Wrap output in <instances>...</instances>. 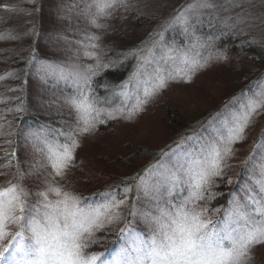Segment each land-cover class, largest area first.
Segmentation results:
<instances>
[{
	"label": "rangeland",
	"instance_id": "374dc122",
	"mask_svg": "<svg viewBox=\"0 0 264 264\" xmlns=\"http://www.w3.org/2000/svg\"><path fill=\"white\" fill-rule=\"evenodd\" d=\"M89 2L90 0H0V37H3L0 38V67L15 60L26 61L24 68L18 67L0 73V106L2 104L9 106L10 103L17 102L24 92L25 108L32 116L42 118L43 114L51 116L56 111L74 114L65 103V99L73 94L74 87L70 81L60 79L58 72L61 68L67 71L72 65L80 67L96 65L95 59H89L84 55L83 43H78V41L87 43L84 41L85 33L99 37L95 41L97 48L90 51L98 55L99 62L107 67L124 61L133 62L130 76L136 70L138 62L148 57L152 60V64L148 66L149 72L159 62L167 71L179 73L175 79L168 80L166 87L155 94L135 117L128 118V115L115 111L120 106L111 107L102 101V107L112 113V118L119 114L123 120L113 123L109 129L98 134L90 132L78 136L80 146L75 151L74 167L70 169L65 180L57 179L59 185L76 196L81 192L90 193L98 190L100 186L115 183L107 176L92 178L85 172L86 161L88 162L92 155L116 154L119 158L124 157L125 162L126 156L138 146L147 148L153 154L160 150L161 157L150 162L152 170L145 174L144 180L149 186H162L163 202L160 204L164 207V199L168 197L164 188L170 186L172 173L186 179L184 171L189 162L200 156L202 148L215 140L221 128L222 132L224 131L225 121L231 118L232 113L238 112L247 98L259 91L260 86L264 85V74L261 83L246 93L244 85H247L250 78H245L232 69V66L237 64L236 60L232 62L220 52L211 53L209 43L206 45L198 36L196 30L207 24L201 25V22L194 19L195 31L189 29L185 32L181 25L172 23L173 18L194 3V0H127V7H119L111 16L98 21L104 25L99 29L93 27L83 14ZM213 2L219 7L205 9L204 15L200 17L203 23L216 17L220 18V29L224 30L223 32L236 33L246 30L252 39L264 35L260 21L264 14L259 11L264 9V0H213ZM233 4L237 6H232ZM196 38L204 45L198 49L200 62L207 63L203 68L188 72L190 79H186L184 73L180 72L178 61L168 60L165 64L161 57L175 58L179 53L188 51L196 42ZM141 49L144 51L141 52ZM133 53H138L139 57ZM107 67L100 68L98 72ZM256 71L264 73V64L260 68L258 66ZM237 80L240 81L235 85ZM55 87L61 93L56 92ZM237 88L238 93L233 95ZM120 91L118 88L112 93L116 96L114 101L118 103L119 100L121 103L127 101L120 95ZM225 100L229 102H224ZM133 102L129 101L128 105ZM170 112L177 115L176 123L168 122L166 115ZM203 125H207L213 131V134L208 136L211 139L199 148L197 145L195 148L194 146L188 149L181 148L186 142L185 136L190 138L192 132ZM2 132L0 127V151L8 148L11 140L8 136H11L12 130L8 134ZM254 134L255 131L251 132L250 136L253 137ZM193 139L190 138L191 141ZM242 141L243 139L233 145L234 154L227 159V166L223 172L231 173L229 170L232 168L228 165L231 162L233 166L239 165L245 157L246 147ZM39 143L38 141L37 146ZM31 144L28 151L29 163L22 165L21 183L26 191L34 192L41 188L40 178L51 169H41L40 176L28 175L31 168L39 169L45 163L41 153L33 147L35 142ZM124 144L128 150L124 148ZM170 155L172 160L168 159ZM147 160L146 155L137 158L132 165H128L126 173L135 171ZM259 161L261 168L264 165V157ZM119 173L124 176L123 172ZM8 174L3 173L0 176V183ZM29 198L35 199L31 196ZM50 199L56 197L53 195ZM135 201L137 203L134 205L138 211L136 217L139 219L137 224L146 227L150 232L143 214L153 216L158 214L155 201L145 197L143 193ZM128 209L124 205L122 211ZM120 225L121 223L111 227ZM27 235L26 233V237ZM134 237L131 233L127 242L128 248H117L114 252L115 261L121 260L125 251H131L134 247ZM251 255L252 259L248 264H264V244L255 246Z\"/></svg>",
	"mask_w": 264,
	"mask_h": 264
},
{
	"label": "snow or ice",
	"instance_id": "6c2138e0",
	"mask_svg": "<svg viewBox=\"0 0 264 264\" xmlns=\"http://www.w3.org/2000/svg\"><path fill=\"white\" fill-rule=\"evenodd\" d=\"M119 7H127V0H90L83 14L93 27L99 29L104 25L98 21L111 16ZM217 7L213 0H194L173 18L172 23L181 25L185 32L189 29L194 32L193 20L202 23L200 17L204 10ZM98 39L94 34L85 33L87 43L78 41L83 43L84 55L97 61L95 66L72 65L67 71L61 68L58 72L60 79L70 81L74 87L65 103L75 114V126L66 125L68 131L65 132L44 125L40 132L30 134L39 140V146L34 144L33 147L41 153L45 163L39 169L31 168L28 175L40 176L41 169H51L40 178L41 188L34 192L25 190L18 160L13 180L0 186V260L7 264H97V261L104 264L99 256L85 254L86 241L94 242L96 232L122 222L125 227L119 231L125 232L127 217L138 215L135 205L128 209L127 215L122 211L128 203L127 193L135 192L138 198L143 193L155 201L158 214H143L150 227V238L144 240L136 235L131 251H125L121 260L113 264H248L252 249L264 244V165L260 168L259 178L245 184L239 194H233L223 214L222 225L217 226L208 217V209L201 207L199 202L214 198L210 192L213 178L223 175L227 159L234 154L233 145L243 139L253 116L264 110V85L247 98L238 112L232 113L225 121L224 131L202 149L200 156L189 162L184 171L186 179L172 173L170 186L164 188L170 197L164 200V207L160 204L162 186H149L143 177H133L132 187H125L122 193L105 192L104 202L95 205L84 204L80 197L57 183V179L65 180L74 167L75 151L80 146L77 136L90 133L102 114L112 116L102 107V101L92 88L93 77L100 68L107 67L90 51L97 48L95 41ZM202 47L204 45L196 38L188 51L175 58L162 56L161 60L165 64L168 60L178 61L180 72L184 73V78L190 79L188 72L203 68L207 63L202 64L199 59L198 49ZM133 55L139 57L138 53ZM150 64L152 60L144 57L128 80L119 86L120 95L134 102L130 106L122 103V107L115 111L123 113L127 110L128 118H131L166 87L168 80L179 75L167 71L159 62L149 72ZM258 146L264 151V140ZM15 155V150L5 152L0 157V168H12ZM185 190L188 195L173 203V193ZM53 195L56 199H50Z\"/></svg>",
	"mask_w": 264,
	"mask_h": 264
},
{
	"label": "trees",
	"instance_id": "16d2710c",
	"mask_svg": "<svg viewBox=\"0 0 264 264\" xmlns=\"http://www.w3.org/2000/svg\"><path fill=\"white\" fill-rule=\"evenodd\" d=\"M253 6V5H252ZM258 7V6H257ZM264 14V9L259 10ZM210 18V17H209ZM222 19V18H221ZM260 19V18H259ZM260 21L262 22L261 27L264 29V15L261 17ZM223 22V21H222ZM207 24V25H204ZM204 25L198 30H196L198 36L202 38L204 43L208 46L210 45L211 53L217 54V52L223 53L226 56V59H231L232 62L236 60L237 64L232 66L233 70H236L238 74H241L245 78H250L247 85H244L245 92L251 90V88L256 87L263 78V72L256 71L264 64V35L259 36L258 38H250L246 30L237 31L232 33L230 31H225L220 29V18H210L207 23H201ZM264 31L262 32V34ZM210 37L212 39H210ZM248 37L250 39H248ZM208 48V47H207ZM25 59V58H24ZM25 60H15L13 62L6 63L4 66L0 67V73L8 71L9 69H16L23 67L26 64ZM133 62L124 61L118 64L112 65L110 67L102 69L98 74L93 77L92 88L95 94L99 97L101 101L107 102L111 107H122L123 105H128L127 101L121 103L115 102L116 96L112 93L120 88L119 86L125 82L126 78L129 76L133 69ZM24 68V67H23ZM240 80H237L235 85ZM239 88V87H238ZM238 88L235 90L233 95L238 93ZM56 92L61 91L55 87ZM66 91V90H64ZM22 95V96H21ZM20 95V99L15 103H10L9 106L2 104L0 106V127L2 133H9L12 130V134L9 137L10 144L8 148L0 151V157H3L5 152H10L15 150V158L13 159L12 168H0V172L9 173L6 179L0 183V186L5 185L9 180H13L14 175L17 172L15 167V162L19 161V172L22 174V165L29 163L28 151L31 148L33 142L35 145H38L37 139L33 138L31 133H38L41 130V126L47 125L51 129H60L62 131H68L65 127L66 125L75 126V114H62L58 111L53 112L51 116L43 114L41 117H35L31 114H28L27 108H25V102L23 99L24 92ZM109 101V102H108ZM225 100L224 102H227ZM229 102V101H228ZM18 103V104H17ZM20 103V104H19ZM233 104L235 101L233 100ZM17 107V109H15ZM19 109V111H18ZM27 110V111H25ZM141 111L136 112L133 116H137ZM123 114L128 115L127 110ZM132 116V117H133ZM167 120L169 123H176L177 115L173 112L168 113ZM165 116V117H166ZM123 120V117L119 114L115 115V118L108 117L107 115H101L99 121L96 123L95 128L91 131L93 134H98L106 129H109L113 123ZM179 127V124H177ZM255 134L251 137V132ZM222 132V128H221ZM190 138H194L192 141L189 137L185 136V144L181 147L188 149L191 146L198 148L211 138L208 136L213 134V131L209 129L207 125L200 126L198 129H195L192 132ZM185 135H187L185 133ZM253 138V139H249ZM79 141V137L77 136ZM61 140L63 138L61 137ZM262 140H264V110H259V114L253 116L251 123L245 129L243 134V141L245 142V157L239 165L233 166L231 162L228 167L232 168L229 172H223L221 177H214L213 183L210 188L211 195L214 198H209L205 201L199 202L201 207H206L208 209V217L213 220L217 226L222 225L225 217L224 212L229 207V200L232 198L233 194H239L243 189L245 184H250L252 179L259 178L260 166L259 159L264 157V151L258 146ZM174 145V144H173ZM197 145V146H196ZM255 146V147H254ZM124 148L128 150L124 144ZM203 149V148H202ZM134 155V156H133ZM143 155L148 157V160L145 163H142L135 171L128 172V165H132L137 158H141ZM127 157V158H126ZM125 162H123L124 157H118L116 154L108 153L106 154H96L92 155L88 162L86 161L85 172L88 173L92 178H102L107 176L110 181H114L113 185L110 184L100 186L98 190L93 192H81L78 194L84 204H98L104 201V193L109 191L123 192L125 187H132L133 177H143L147 172L152 170L150 162L157 160L161 157V151L158 150L155 154L148 151L147 148L138 146L134 148L128 156H126ZM136 157V158H135ZM169 160H172V155L169 156ZM87 160V159H86ZM132 163V164H131ZM123 172V175L118 174V172ZM116 172V173H115ZM115 174L114 176H112ZM127 174V176H125ZM2 174H0L1 176ZM231 181V182H230ZM112 190H111V188ZM105 189V190H104ZM103 190V191H102ZM101 191V192H100ZM188 192H176L173 193L175 199L172 200L173 203H178L180 199L187 196ZM207 195V193H206ZM128 203L126 206L128 208L132 207L137 201V195L135 192L127 193ZM166 198V197H165ZM169 197L166 198V200ZM165 200V199H164ZM163 200H161V203ZM144 207V206H143ZM127 211H124V214L127 215ZM142 220V217H140ZM139 219L137 217H127V230L123 233L119 231L120 228L125 227V223L122 222L118 227H109L103 231H98L93 238V241H86L87 247L84 249V252L88 256L97 255L100 257V260L104 264H113L116 260V254L114 253L118 247L128 248V238L132 233L133 237L139 235L142 239L147 240L151 236V232L146 230V227H141L137 224ZM0 264H6L4 260H0ZM97 264H100V261H97Z\"/></svg>",
	"mask_w": 264,
	"mask_h": 264
}]
</instances>
